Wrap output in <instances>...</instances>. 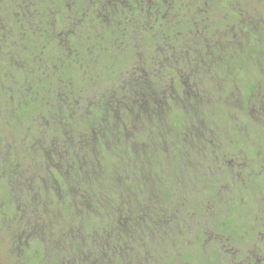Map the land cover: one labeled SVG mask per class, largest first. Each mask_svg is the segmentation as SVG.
I'll return each mask as SVG.
<instances>
[{"label":"rangeland","instance_id":"obj_1","mask_svg":"<svg viewBox=\"0 0 264 264\" xmlns=\"http://www.w3.org/2000/svg\"><path fill=\"white\" fill-rule=\"evenodd\" d=\"M104 1L90 10L103 11L101 25L105 28L99 26V38L89 41L78 36L67 39L66 21L70 18L66 20V15L76 5L74 0H53L58 8L47 2V11H54H49L47 20L41 14L40 0H29L26 6L14 1L13 9H9L14 10V19L24 15L21 10L34 13L38 27H45L49 34L44 42L36 39L31 46L33 54L29 41H23L27 49L23 51L24 59L28 72H32L27 75L28 83L0 85V264H45L54 252L57 260L52 264H64L62 256L65 264H120L117 259L122 258L127 264H149L143 260L151 255V244L163 254L159 257L164 260L162 264H226L229 258V264H239L237 256L243 260L249 255L252 264H263L264 0H204L203 6L209 7L211 14L209 21L205 19L203 26L197 19L198 31L184 42L172 43L165 57L156 62L153 59L157 56L150 55L151 48L145 49L144 31L134 29L133 20L122 17L123 11L131 10L129 2ZM191 11L194 13V9ZM6 12L9 13L7 9ZM88 12L87 19L93 16ZM82 14L76 21L79 27ZM113 28L131 31L124 38L126 43L100 40L104 31L110 30L112 35ZM203 29L216 45L225 43L220 53L214 43L204 46L194 42ZM35 30L42 31L36 23ZM27 35L36 37L30 32ZM233 36L235 47L231 44ZM14 37L18 42L26 35L19 32ZM84 40L87 48L96 49L90 58L83 51ZM150 40L147 36L149 46ZM77 41L82 42L78 43L79 48L76 46L77 55H64L65 60L76 62L60 69L61 83H57L54 72L57 75L62 64L56 51ZM98 48L103 51L97 52ZM155 51L153 48L152 53ZM210 51L214 57L208 56ZM35 64L55 66L53 71H42ZM160 67L158 86L171 93L166 98L142 80V74L158 72ZM41 72L48 76L45 83L40 80ZM15 76L19 83L23 82L22 71ZM67 79L74 81V89L69 88L71 80L65 85ZM7 86L15 91H7ZM81 87L88 98L95 99L98 108L108 112L132 111L141 119L146 117L147 125L140 120L139 127L132 125L128 130L118 126L114 134L113 121L119 116L103 117L96 107L86 110L84 104L89 99L78 93ZM33 99L36 101L31 103ZM24 103L27 106L21 107ZM67 103L76 115L67 113ZM101 130L105 134L103 142L95 139ZM119 151L125 155L118 158L119 167H115L114 157ZM43 154L50 157L48 164L44 163ZM207 155L208 162L215 155L230 161L223 170L205 168L203 160ZM80 159H87L88 164L78 169L75 164ZM95 177L109 189L114 180L113 185H119L122 194L107 201L108 196H101ZM84 179L89 180L84 183ZM83 180L81 187L78 184ZM89 183L93 185L91 190L87 189ZM131 183L148 191L150 198L135 201L132 187L128 186ZM221 187L227 189L223 197ZM151 192L160 196H152ZM224 197L225 202L219 204ZM64 199L70 200V210L64 207H68ZM92 205L102 215L110 211L115 220H90ZM195 219V224L190 223ZM176 221L197 226L192 232L202 234L200 240L193 241L184 231L183 235L172 236L175 245L168 239H143L133 245L110 239L121 236V231L124 236L137 232V225L142 223L151 228V234L156 232L153 229ZM168 231L174 234L171 229ZM133 236L139 237L135 233ZM184 242L188 246L181 249ZM172 245L175 256L169 258ZM222 251L230 256L220 257L218 262L213 255H224Z\"/></svg>","mask_w":264,"mask_h":264},{"label":"flooded vegetation","instance_id":"obj_2","mask_svg":"<svg viewBox=\"0 0 264 264\" xmlns=\"http://www.w3.org/2000/svg\"><path fill=\"white\" fill-rule=\"evenodd\" d=\"M14 1H20L19 4L22 3V5H25L26 2H28L29 0H0V85L1 82L5 85V84H14L16 85L18 84H25L28 83L27 80H29L27 75H31L32 72H28L27 69V63L26 60L24 59V55H23V51L27 50L26 46L23 44L24 39L26 41H29V45H30V53L33 54V50L31 49V46L34 45V43L37 41L36 39H42L46 38L47 35L49 34V31L45 28V27H38V22H37V17H34L32 14H30V11H26V10H21V8H19L21 10V12L24 14L21 17L18 16V19H14V15L16 16V14L14 13V10H9V9H13L12 4L14 3ZM76 5L71 6L68 11L70 14L66 15V27H68L69 32L67 33V39L71 38L73 39V37H85V39L87 41H89L90 39L94 38L95 40L98 39V31L99 30V26H101V28L103 27L102 23V18L104 17L103 11L98 9L97 11L93 10L91 11L89 8L88 9H84L81 2H78V0H74ZM130 4V8L131 10H129L130 12L127 11H123L122 13V17L126 18V19H132L133 20V25H134V29H141L144 31L145 37H144V44L146 45V50L148 47L151 48V50L153 51V48L156 49V51L154 53H152V51L150 52L151 56H157L155 57L153 60L154 62H156L157 60H159V58H164L167 48L169 46H171L172 43H181L184 42V39H187V37H189V35L193 34V31H198V26L199 23L201 22V24L204 26V21L205 19L207 20V18H204L206 15H204L207 12V6L204 4V6H202V3H204L203 0L202 3H198L197 0H137L136 2H130V0H127ZM200 1V2H201ZM47 2H49L50 4H52L53 7H57L58 8V4H56L55 2H53V0H40V3L43 4L42 5V10H41V14H44V19L47 20L49 10L47 11ZM4 3H7V6L4 5ZM21 5V6H22ZM5 6V7H4ZM26 6V5H25ZM23 8V7H22ZM27 8V7H26ZM7 9V11L9 13H5V10ZM192 9H194V13H192ZM89 10V12H88ZM54 12V11H52ZM89 13H93L91 16V18L87 19L86 15ZM13 13V14H12ZM82 14V18H80L83 22L80 23V25L82 26V28L79 27V25L77 24V18L80 17V14ZM129 13V15H128ZM137 13V14H136ZM20 15V14H19ZM95 17V18H94ZM98 18V20H96ZM188 19V20H187ZM197 19H199V21H197ZM80 20V21H81ZM85 20L87 21V23L85 22ZM97 21V22H96ZM76 22V23H75ZM85 22L84 25H82ZM35 23L38 29L42 30L40 33H38V31L35 30ZM42 24V23H41ZM43 25V24H42ZM119 27V26H118ZM105 28V27H103ZM120 30L122 32H120ZM21 32V35L25 38H20V41H16L14 40V35H16V33ZM33 33V35H35L36 37H28V33ZM130 30H122L121 28H113L112 31V35L110 30L104 31L103 35L101 36L102 42H110V44H114L116 42H124V38L127 36H130ZM95 33V34H94ZM154 33V34H153ZM199 33V32H198ZM204 35V29L201 32L200 35ZM110 35L112 36V38H110ZM116 36V37H115ZM147 36H150L151 40H150V46L149 44H147L146 39ZM119 37H123V38H119ZM106 38H109L106 40ZM233 38H235L233 36ZM126 39V38H125ZM129 39V38H128ZM129 41V40H128ZM127 41V42H128ZM32 42V43H31ZM44 42V41H43ZM81 41H77L74 43V45H68V47L64 48V49H58L56 51L55 56L57 57L58 55L60 56L58 58V62H61V66L59 67L58 65V74L56 75V73L54 72L55 76L58 77L56 82L57 83H61L60 80V76L62 74V69H65L66 67L68 68L69 66H73L76 62V59H68L66 58V60L64 59L65 56L64 55H70V54H74L76 53L77 55V49L76 46L78 47V43ZM164 43V44H160V43ZM46 44H48L47 42H45ZM82 43V42H81ZM126 43V41H125ZM83 46V51L86 52V55H88V57L90 58L92 56L93 52H96L94 48H87V43L84 42L82 43ZM96 44H101V43H96ZM19 45V46H18ZM28 45V46H29ZM54 45V44H53ZM102 45V44H101ZM18 46V47H17ZM27 46V47H28ZM19 48V49H18ZM56 48V47H55ZM79 48V47H78ZM57 49V48H56ZM99 50H97V52L103 51V49L101 50V48H98ZM161 49V50H159ZM59 51H61L62 53L60 54ZM36 54V53H34ZM65 61V62H64ZM11 64V65H10ZM36 65V64H35ZM55 64H53V66L48 67L47 64L46 65H41V64H37L36 67L43 70H48L49 68H51V70L53 71ZM162 68L160 67V69L158 70V72H152V74H142V80L143 82H145V84L151 89V90H158V92L161 94V98L169 97L170 96V92L165 93L163 92L162 88L158 86L159 84V78L160 75H162L161 70ZM17 71H22L24 73V77H23V82L19 83L17 81V78L15 76V73H17ZM42 73V72H41ZM83 79H85L84 77L82 78V82ZM41 82L45 83L46 81H48V76L45 72H43L41 74ZM72 81V88H75V83H73L74 81L72 79H67V81L65 82V85L68 86L69 81ZM158 81V83L156 82ZM40 82V85H41ZM67 83V84H66ZM95 85V84H93ZM92 85V86H93ZM51 86V85H50ZM96 86V85H95ZM8 87V86H7ZM97 87V86H96ZM92 88V87H91ZM8 89L11 92H14L15 89L10 88H6V90L8 91ZM83 87H81V89L78 90V93H83V99H89L88 103H85L84 101V106L87 105V109L92 107V110L96 107L99 111L100 114L102 113L103 117H107V116H119V119L114 122V132H116L115 130H117L118 126H122L123 128H125V130H128L129 127L131 128L132 125L139 127V121L141 120V116L139 115H135L132 111L130 112H108L105 109H100L98 108L99 106L96 105L95 99L93 98H88L86 92L84 90ZM93 90L96 92L97 89L93 87ZM19 91V90H17ZM31 92V90H29ZM27 91V92H29ZM128 92H133L132 89L127 90ZM26 92V93H27ZM85 92V93H84ZM24 96V95H22ZM36 101L35 99H33L31 101L34 102ZM91 104H94L93 106H91ZM159 104H161L159 102ZM75 105V103H74ZM76 105H78L77 101H76ZM75 105V109H79L77 108V106ZM26 107L27 105H25V103L21 106V107ZM66 107L68 108L67 113L70 112V114L76 115V112H73L74 110H72V105L70 104H66ZM157 107V106H156ZM155 107V110H156ZM145 111H147L145 109ZM107 113V114H106ZM150 115H152V112H149ZM154 113V112H153ZM120 114V115H118ZM69 115V114H67ZM101 115V116H102ZM40 116V114H39ZM125 118L131 119V121L127 122ZM68 116H66L67 119ZM136 118L138 119L137 121ZM110 120V119H109ZM135 121V122H134ZM139 131V130H137ZM96 133V132H95ZM104 133H102V130L100 131V133L96 134L97 135V140H99V142H103L102 139H104L103 136ZM115 134V133H114ZM105 135V134H104ZM91 141H93V139L91 138ZM203 141V139L201 140ZM200 141V142H201ZM206 141V140H205ZM102 144V143H101ZM153 147V145H151ZM91 146L89 145V153H91ZM157 151H160V148L157 144ZM48 155V154H47ZM46 154H43V160L45 164H48L50 161V157L47 156ZM93 155V154H92ZM155 155V153H154ZM70 156L73 157L74 155H68V157ZM95 156V155H93ZM41 157V156H40ZM48 157V158H47ZM88 157V156H86ZM206 158L203 160L205 165L203 167L205 168H216L219 170H223L224 166L226 165L225 163H227L229 160V158L227 157H218V156H214L211 158V161L208 162L210 160L209 156H205ZM16 159V157H13ZM189 159H192V157H189ZM216 162V165H214V163ZM5 164L9 163V159L4 162ZM4 164V165H5ZM50 164H54L53 161L50 162ZM230 164V162H229ZM210 165V166H209ZM207 166V167H206ZM201 170V168H200ZM9 175V173H8ZM196 178H198V176L195 175ZM13 178H15L13 176ZM79 185V184H78ZM35 189V188H34ZM74 189L77 190L76 186L74 185ZM210 189V188H209ZM36 190V189H35ZM227 189L225 188H220V192L222 194L225 193ZM171 192V191H170ZM202 194L204 193L203 191H200ZM201 194V195H202ZM199 195V196H201ZM226 198H222L219 200V204L221 201H224ZM225 202V201H224ZM228 207V206H227ZM197 219V217H196ZM195 220H192L190 223H194L197 222ZM201 221V219H200ZM207 221H205V227L207 228ZM215 226V225H214ZM213 226V227H214ZM197 226H190L187 225V222H183V221H176V222H170L169 225H165V226H159L158 229L156 230V238L158 240H163V239H168V241L172 244L175 245V243L173 241H175L172 236L173 235H183V231L187 234H190V237L193 239V241H199L200 238L202 237V234H196L192 232V229H194ZM168 229H171L172 232L174 234H172L171 232L168 231ZM159 232V233H158ZM158 233V234H157ZM206 235V233H203ZM187 241V240H184ZM190 243V242H189ZM186 244V245H185ZM188 244L187 242H184L183 246L181 249H185V247H187ZM187 251H185L184 253L186 254ZM224 251H222L223 253ZM224 255H213L215 257V260H217L218 262H220L218 259L220 257H229L230 255H227V252H224ZM171 255L175 254V251L173 250V245H172V252L170 253ZM175 256V255H174ZM217 257V258H216ZM239 256L236 257V260H241L239 264H252V258H250V255L247 258H243L239 259ZM227 259V258H226ZM229 261H231V259H228V263H226L225 261H223V263L229 264ZM222 264V262H220ZM264 264V262H262Z\"/></svg>","mask_w":264,"mask_h":264},{"label":"trees","instance_id":"obj_3","mask_svg":"<svg viewBox=\"0 0 264 264\" xmlns=\"http://www.w3.org/2000/svg\"><path fill=\"white\" fill-rule=\"evenodd\" d=\"M204 1V0H203ZM211 2V0H206V3H208V2ZM78 2H81L82 3V5L81 6H83V8L84 9H91V8H93V7H95L96 5H99L100 3H103V2H105L104 0H78ZM202 6H203V3H202ZM209 8V7H208ZM208 8H207V12L204 14V15H206L204 18H207V21H209V19H210V17L209 16H211V14L208 12ZM95 18V17H94ZM96 20H98V18L96 19ZM97 22V21H96ZM222 40H223V38H222ZM194 42L195 43H202L204 46H208V45H210V43H214L215 45L217 44L216 42H215V39H212L211 38V36L209 35V34H207L206 33V31L204 30V35L202 34V35H200L199 36V38L198 39H195L194 40ZM224 44L225 43H222V41H221V45L220 44H218V45H216L217 46V52L218 53H220L221 52V48H223V46H224ZM229 45H230V43H228ZM231 44H232V47H235V38H233V41L231 42ZM218 47H220V49L218 48ZM218 50H220V51H218ZM211 55H212V57H214V55H213V52L212 51H210V53L208 52V56L209 57H211ZM224 55V57H225V54H223ZM224 61H225V58H224ZM155 109V108H154ZM142 121L143 120H145V122H143L145 125H147V122H146V117H144L143 119H141ZM91 155L92 154H90V157H91ZM125 155V152H121V151H119V152H117L116 153V158L114 157V159H115V167H119L118 166V162L119 161H117L118 160V158H120V156H121V158H123V156ZM93 156V155H92ZM94 158H95V156H93ZM88 162V160L86 159V160H84V161H81V159L79 160V162H76V167L79 169V167H84V163L85 164H88L87 163ZM114 163V162H113ZM80 164H81V166H80ZM94 167L96 166L97 167V164H92ZM113 165V164H112ZM114 167V168H115ZM110 178H111V176H110ZM101 179H104V178H101ZM111 179H113V178H111ZM84 180H85V182H84ZM83 181H81L80 182V186L81 187H83L82 185L84 184V183H86V182H88V180L89 179H84ZM95 180H96V186L97 187H99V189L101 190V194H103V195H101L102 197H104V195H107L108 196V198L106 199L107 201L108 200H110L111 198H113V197H115V198H118L121 194H122V192H121V190H119V189H121L120 187H119V185L117 186V185H113L115 182H114V180H113V183L112 182H110V189H109V187L105 184V182L104 183H101V184H99L98 183V180H99V178H97V177H95ZM101 181V180H100ZM109 181V180H108ZM84 182V183H83ZM83 183V184H82ZM114 187H113V186ZM102 186V187H101ZM128 186L129 187H132V191H131V193H132V195H134V199H135V201H139V202H141V201H143V199H149L150 198V195H149V192L148 191H146V190H143V189H141V187L140 188H138L136 185H134V184H132L131 183V185L130 184H128ZM147 187H148V185H146ZM92 187H93V185H92V183H89L88 185H87V189L89 188L90 190L92 189ZM140 189V190H139ZM148 189H149V187H148ZM147 189V190H148ZM150 190H151V188H150ZM146 192H148V193H146ZM170 192V191H169ZM168 194V193H167ZM91 197H92V194L90 193L89 194ZM151 195H152V192H151ZM156 195H157V197H159L160 195L159 194H154V195H152V196H155L156 197ZM162 197V196H161ZM105 198V197H104ZM58 201V200H57ZM64 201V204H65V202H66V205L68 204V207L67 206H64V207H66V209L67 210H70V208H69V203H70V200H67V199H64L63 200ZM99 202H97L96 201V207L98 206L97 204H98ZM57 204L58 205H60L61 206V202L60 203H58L57 202ZM92 207H93V209H94V213H92V215H90V220H97L98 222H100V220H99V218L98 217H100V218H102V219H104L103 220V222L105 221V222H111V220H115V217L110 213V211H108L106 214H104V215H102V214H100L99 212H98V209H96L95 208V205L93 206L92 205ZM91 221V222H92ZM102 222V223H103ZM101 223V222H100ZM104 225L107 227V225L108 224H105L104 223ZM136 229H137V232H134L135 234H137V235H139V237L138 238H135L133 235H134V233H132V234H125V236L124 235H122V232L123 231H121V233H120V235L121 236H112L110 239H111V241L112 242H114V243H117V242H121V241H126V242H128L129 244H137V243H141L142 242V240L143 239H148V240H153V238H155L156 239V232H153V233H151L150 234V229L151 228H149L145 223H142V224H140V225H137V227H136ZM158 229V227L157 228H155V229H153V230H157ZM150 234V237H148L147 235H149ZM152 238V239H151ZM114 241H113V240ZM141 239V240H140ZM156 241V240H155ZM150 246V249H148L150 252H151V255L150 256H148V257H145L144 258V260H143V262H145V261H147V262H149V264H153V262H155V263H157V264H162L163 262H164V260H160L159 259V257H160V255H163L162 253H160L161 251L159 250V249H153V245L151 244V245H149ZM49 256V259L48 260H46V262H45V264H50V262H51V264H52V262L53 263H55V259L57 258V256H56V252H54V254L53 255H48ZM112 257V255H109V258H111ZM63 257V256H62ZM61 257V258H62ZM152 258V260H153V262H152V260L151 259H149V258ZM172 257H174V255H170V257L169 258H172ZM60 258V260H61V263L63 262L64 264L66 263V260H63V258L61 259ZM103 258V257H102ZM64 259H65V257H64ZM106 258L104 257V260H105ZM57 260V259H56ZM125 259L124 258H122L121 260H118L117 259V261L120 263V264H127V261H124ZM170 262V261H169ZM106 263H107V259H106ZM171 263V262H170ZM165 264H169L168 263V261H166V263Z\"/></svg>","mask_w":264,"mask_h":264}]
</instances>
